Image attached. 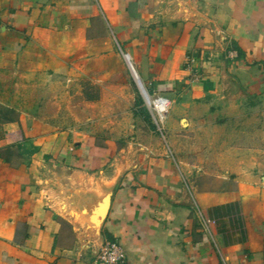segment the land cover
Masks as SVG:
<instances>
[{"label":"crops","instance_id":"1","mask_svg":"<svg viewBox=\"0 0 264 264\" xmlns=\"http://www.w3.org/2000/svg\"><path fill=\"white\" fill-rule=\"evenodd\" d=\"M102 20L172 102L169 154L100 145L84 115L104 101L73 46ZM111 241L124 264H264V0H0V264H97Z\"/></svg>","mask_w":264,"mask_h":264},{"label":"rangeland","instance_id":"2","mask_svg":"<svg viewBox=\"0 0 264 264\" xmlns=\"http://www.w3.org/2000/svg\"><path fill=\"white\" fill-rule=\"evenodd\" d=\"M94 28H96L98 34L93 42L89 39H92ZM91 32L92 34H88L87 42L84 45L73 46L74 51L70 68L75 74L81 68L84 70L87 80L84 96L87 100L102 97L104 101L103 104L100 103L99 108H87L84 111L85 117L93 118L96 115L100 119L101 125L96 126V132L101 137L99 144L105 146L113 144L118 153L127 150V154L134 153L140 157L143 155L144 159H152L161 151L169 154L170 151H173V147L168 140L165 123L172 105L164 120L158 121L157 124L151 109L147 106L148 103H145L138 90V86L130 72L131 68L129 69L121 48L105 22L102 20L93 25ZM94 81L102 84L103 89H106V91L101 93L98 86L90 85ZM144 87L151 96L155 95L148 86L144 85ZM75 96V93L72 94L73 100L80 103ZM67 115L72 120L73 114L67 111ZM75 115L78 114L75 112ZM127 120L130 123H127ZM131 123H133L134 128L129 126ZM89 126L94 128L93 121H90ZM90 127L87 128L84 125L78 131L93 133V129ZM193 143L197 145L200 142ZM236 143L234 142V144ZM179 145L183 149L189 147L185 142H179ZM198 150L197 154L192 153L191 155L190 153V155H186L187 152L185 151L182 154L186 155L184 157L186 161L195 163L197 167L202 166V170L199 171L202 174L205 167V158H203L205 154L200 149ZM204 177L200 174H194L190 178V182L193 184L204 182Z\"/></svg>","mask_w":264,"mask_h":264},{"label":"built area","instance_id":"3","mask_svg":"<svg viewBox=\"0 0 264 264\" xmlns=\"http://www.w3.org/2000/svg\"><path fill=\"white\" fill-rule=\"evenodd\" d=\"M123 56L125 60L127 61L128 65L132 64L131 57L129 54L123 53ZM238 56L237 52L232 51L229 52L230 58H236ZM195 59L190 58L188 59L187 66L191 72H193L194 79L197 80L200 78L198 76V73L195 71ZM146 95L144 96V101L150 109L153 114V118L158 124V121H163L166 115L168 114L172 102L168 100L167 98L163 96H151L148 91L145 89ZM196 214L198 217V220L200 221L201 226L203 229L207 232H210L211 226L214 224V222L205 216L203 211L199 208H196ZM126 259V255L124 252V249L117 241H111L107 242L103 245L98 258H97V264H124Z\"/></svg>","mask_w":264,"mask_h":264},{"label":"water","instance_id":"4","mask_svg":"<svg viewBox=\"0 0 264 264\" xmlns=\"http://www.w3.org/2000/svg\"><path fill=\"white\" fill-rule=\"evenodd\" d=\"M128 66H129V68L131 67L130 70H131V73L133 75V78H134V80H135V82H136V84L138 86V90H139L142 98H144V96L146 95L145 87H144L143 83L141 82L139 76L137 75L136 71L134 70L133 65L130 64Z\"/></svg>","mask_w":264,"mask_h":264},{"label":"bare ground","instance_id":"5","mask_svg":"<svg viewBox=\"0 0 264 264\" xmlns=\"http://www.w3.org/2000/svg\"><path fill=\"white\" fill-rule=\"evenodd\" d=\"M131 68V67H130ZM148 103V102H147ZM148 105H149V103H148Z\"/></svg>","mask_w":264,"mask_h":264}]
</instances>
